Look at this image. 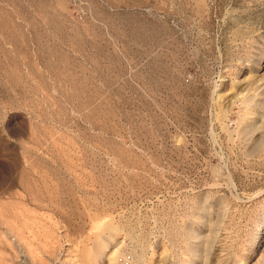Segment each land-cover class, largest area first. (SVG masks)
<instances>
[{
  "label": "rangeland",
  "instance_id": "1",
  "mask_svg": "<svg viewBox=\"0 0 264 264\" xmlns=\"http://www.w3.org/2000/svg\"><path fill=\"white\" fill-rule=\"evenodd\" d=\"M0 264H264V0H0Z\"/></svg>",
  "mask_w": 264,
  "mask_h": 264
}]
</instances>
